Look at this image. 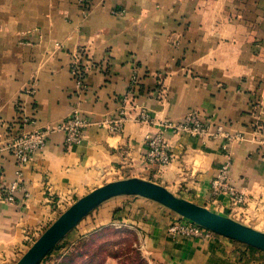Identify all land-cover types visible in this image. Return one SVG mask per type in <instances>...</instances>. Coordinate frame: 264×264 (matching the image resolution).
I'll list each match as a JSON object with an SVG mask.
<instances>
[{
	"label": "crops",
	"instance_id": "1",
	"mask_svg": "<svg viewBox=\"0 0 264 264\" xmlns=\"http://www.w3.org/2000/svg\"><path fill=\"white\" fill-rule=\"evenodd\" d=\"M78 49L89 66L82 93L69 69ZM134 75V105L155 124L136 123L130 108V118L112 132L109 122ZM76 108L89 122L81 141L65 148L62 133L48 134L21 169L14 203L0 198V264L14 261L54 219L56 204L127 178L159 184L264 233V0H90L86 10L80 0H0V193L18 170L6 151L10 131L24 117V131L51 128ZM191 110L243 138L167 131L171 161L147 163L146 137ZM227 156L229 176L244 196L240 206L225 194L210 199V182ZM130 201L152 209L141 213L138 235L159 264H264L263 253L224 237H172L166 211L142 197H114L93 212L110 221L123 217L116 204ZM76 228L67 238L79 237Z\"/></svg>",
	"mask_w": 264,
	"mask_h": 264
},
{
	"label": "built area",
	"instance_id": "2",
	"mask_svg": "<svg viewBox=\"0 0 264 264\" xmlns=\"http://www.w3.org/2000/svg\"><path fill=\"white\" fill-rule=\"evenodd\" d=\"M90 0H80L81 6L86 10ZM112 14H123L122 10L113 9ZM89 66L85 60V51L78 49L71 56L70 61V75L74 82L77 93H82L84 89L85 76ZM137 77L134 75L131 78L129 89L122 95V107L116 112L114 120L109 125L112 132H119L122 124L130 117L129 112L126 111L132 108L135 115L131 118L136 123L144 125H154L155 121L151 117L146 108L134 105L135 95L133 92L134 83ZM26 92L32 95L35 92L34 81L29 84ZM157 98L163 97L162 89L159 88ZM28 122V118L22 119V124L17 125V128L10 131L13 139L6 146L8 151L14 158L18 168L16 178L11 182L9 187L0 193V198L8 203H14V194L19 190L21 169L31 160L33 155L42 150L46 143L48 134L52 132H60L63 135V146L70 148L81 141L84 129L89 125L88 120L79 109H73L71 113L61 122L55 124L51 128L45 130L37 129L32 131H24L22 126ZM159 129L156 133L146 137L147 151L145 158L147 162L154 163L160 167L169 164L172 158L170 147L164 137L165 132L170 131L173 134H187L190 136H197L203 139H214L224 136L227 140L242 139L243 135L239 133L229 134L224 131L223 127L211 119L202 117L197 111H189L180 121H165L160 123ZM230 158L219 167L217 174L210 182L211 196L216 197L220 194H225L234 205L242 204L244 196L238 191L235 184L229 176ZM180 220V221H179ZM172 223L169 227V233L173 237H183L192 240H205L209 237L210 232L186 219H179Z\"/></svg>",
	"mask_w": 264,
	"mask_h": 264
},
{
	"label": "rangeland",
	"instance_id": "3",
	"mask_svg": "<svg viewBox=\"0 0 264 264\" xmlns=\"http://www.w3.org/2000/svg\"><path fill=\"white\" fill-rule=\"evenodd\" d=\"M87 7L88 6H86V8ZM126 111L129 112L128 108H126ZM255 129H258V125H255ZM145 161L147 162L146 158ZM147 163L155 165L154 163ZM19 190H17L16 192H18ZM216 197L211 196L210 199L213 198L211 200H214L216 199ZM77 200L78 199L73 201L62 202L61 204H56V214L54 219L48 222L47 226L41 230L37 237L29 240L28 243L25 245L23 252H20L19 255L15 258V260L9 264H15L21 258V256L29 249V247L35 242V240L45 231V229ZM230 203L233 206H240L243 204L242 203L234 205L231 201ZM133 204V201L123 202L122 204H116V208H118L117 212L123 215V217L117 216V218L115 216L110 221L102 220V217H95V213L93 212V210L74 227H77L76 230L78 229V231H80L79 237L75 240H71L67 238L68 234H66L59 241V243L50 251V253H48L46 257L42 259L39 264H159L151 256L145 254L143 250V243L140 240V235H138V232H140L139 230L141 229L140 227H138L137 224H140L139 219L141 213L152 214V209L149 208L146 204L136 207H134L135 204ZM161 207L162 209H164V211H166L167 233L170 235V225L175 221H178L179 219L185 218L179 216L178 214L164 206ZM147 220L148 219L142 221L146 222ZM79 225H81V227ZM208 231L210 232V235L207 239L203 241L209 240L213 237H222L210 230ZM233 243H236L238 247H242L244 249H255L253 247L247 246L236 241H233ZM257 251L264 254L263 251Z\"/></svg>",
	"mask_w": 264,
	"mask_h": 264
},
{
	"label": "water",
	"instance_id": "4",
	"mask_svg": "<svg viewBox=\"0 0 264 264\" xmlns=\"http://www.w3.org/2000/svg\"><path fill=\"white\" fill-rule=\"evenodd\" d=\"M118 196L151 200L224 238L264 252L263 232L179 198L159 184L127 178L108 182L79 198L45 229L15 264H39L82 219L105 201Z\"/></svg>",
	"mask_w": 264,
	"mask_h": 264
}]
</instances>
